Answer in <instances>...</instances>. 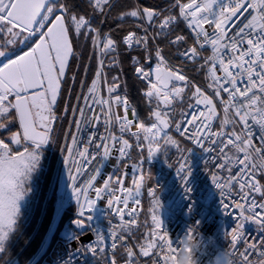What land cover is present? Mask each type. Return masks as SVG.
<instances>
[{
	"label": "snow or ice",
	"instance_id": "snow-or-ice-1",
	"mask_svg": "<svg viewBox=\"0 0 264 264\" xmlns=\"http://www.w3.org/2000/svg\"><path fill=\"white\" fill-rule=\"evenodd\" d=\"M114 7L113 0H0V264L15 261L11 239L19 228L20 201L30 191L43 146L56 143V105L71 60L80 58L81 40L89 45V65L95 57L96 70L88 83L85 68L77 96L83 107L78 103L71 109L76 134L70 130L61 149L76 204L72 229H65V235L77 247H69L59 264H74V253L82 250L103 255L109 249L107 264H117L118 248L125 249L124 264H141V258L176 264L180 239L177 247L170 234L164 235L157 212L162 205L156 190L148 187L151 176L144 165L162 154L167 166L175 168L187 212L195 214L191 193L196 169L185 156L192 150L182 149L177 136L210 145L203 147L209 154L203 165H210L208 175L222 207L237 213V223L224 233L230 236L225 251L233 264H252L251 255L264 264V235L259 243H248L244 231L251 221L264 233V143L254 146L247 131L250 120L264 130V0H165L162 7L130 0L111 17L120 23L105 31L102 26ZM121 47L123 54L142 53L132 55L130 63L143 85V115L121 81ZM170 47L176 51L166 54ZM114 68L119 74L109 78ZM70 78L75 83V74ZM89 127L94 130L82 139L80 133ZM133 148L138 159L132 158ZM173 148L178 157L170 162ZM109 159L117 164L105 173ZM144 189L152 198L150 222L143 221L146 231L135 238ZM105 198L119 218L107 236L90 224V210ZM199 223L190 224L184 234L200 237ZM89 232L94 239L84 244Z\"/></svg>",
	"mask_w": 264,
	"mask_h": 264
},
{
	"label": "built area",
	"instance_id": "built-area-1",
	"mask_svg": "<svg viewBox=\"0 0 264 264\" xmlns=\"http://www.w3.org/2000/svg\"><path fill=\"white\" fill-rule=\"evenodd\" d=\"M78 118L79 117L77 115V119ZM177 119H179V117H177ZM93 130V128L89 127L87 130L80 133L81 138L87 139L88 135ZM239 130L240 129L237 128V131ZM247 131L251 133V140L254 146L259 147L262 143H264V141H262V139H264V130H262L260 125L250 120ZM98 132L100 134L104 133L103 125L99 127ZM172 135H177L174 129L172 131ZM177 138L187 145L186 149L192 150L190 153L185 151V156H189L195 164L196 178L194 181L191 198L193 201H195L196 210L195 214H190L187 212L186 205L188 204V200L184 198V193L179 178L175 175V168H169L164 162V157L162 156L161 160L158 161L159 169H157L155 173V179L160 186L158 198L160 200V204L162 205L161 209L163 212L164 228L169 232L168 233L166 231L164 235L167 237L170 234L174 245L177 247H179L178 241L180 239V256L184 238L189 235L184 233L190 224L194 223L196 220H199L200 223L198 227L201 236L198 237L197 235L191 234L193 237H195L193 241L195 264H226V257L229 256V254L225 251V249L230 248L231 245L229 243L230 236H225L224 233L226 231L230 232L232 227L237 223V213L233 211L231 207L228 209V212H226L222 207V198L219 196L218 190H216L212 185L211 177L208 175L210 171V165L209 167H204L203 165V160L209 155L208 153L203 152V147H210V145L204 144L202 147L194 142L189 141L187 138L178 136ZM169 157L170 162H174L177 159L178 154L176 153L175 149L169 150ZM125 163H131V161H125ZM115 164H117L115 159H109L105 161V173H110L112 171V166ZM211 171H215V169H211ZM71 206H75V210L73 211L72 217L65 223L64 230L61 233L62 238L65 239V250L59 258L50 264H59V260L65 257L69 247H77L76 244H73L74 242L70 244L68 236L65 235V229H72V221L75 218L76 213V204L71 191V182L68 178L66 195L64 196L62 202L61 211ZM132 207H136V205L133 204ZM137 211L141 215L142 200L141 206L139 209H137ZM90 216L91 227L95 229L96 232L103 233L106 236L108 235L110 228L119 223V218L115 215L114 209L108 208L106 198L97 201V205L94 207V209L90 210ZM244 231L247 234L245 239L248 243H251L252 241L259 243L258 237L264 235V233H259L255 223L251 221L245 223ZM92 239H94L93 234L90 240L83 241V243L87 244ZM128 245L133 246L131 239H129ZM243 247L244 245L241 243V251L243 250ZM124 251V248H118L116 250L114 258L116 259L117 264H124L125 258L122 255ZM74 256V264H107V257L112 256V251L109 249V251L103 255H94L91 252L82 250L81 252L74 253ZM213 257H215L214 262ZM251 260L252 264H257L258 256L251 255ZM141 264H151V260H145L141 258Z\"/></svg>",
	"mask_w": 264,
	"mask_h": 264
},
{
	"label": "trees",
	"instance_id": "trees-1",
	"mask_svg": "<svg viewBox=\"0 0 264 264\" xmlns=\"http://www.w3.org/2000/svg\"><path fill=\"white\" fill-rule=\"evenodd\" d=\"M75 2L79 3L80 0H75ZM141 2L144 3L146 6L159 5L162 7L165 0H141ZM114 4L115 7L112 9L110 13V18L102 26L105 31L110 27L115 28L116 25L120 23L118 20L111 19V17L116 16L120 11L125 10L126 7L130 5V0H116ZM99 20L100 17L97 16L96 21L99 22ZM127 23H131V21L126 22L125 27H127ZM180 27L183 28L182 25ZM123 34L124 33L122 32L119 33V35H123ZM184 34L186 35L188 34L187 30H184ZM158 42L161 43V45H163L164 43V41H158ZM189 43H191V40H189ZM77 50L81 53L80 58L79 60L75 58L71 60L70 68L66 74V78L63 83L62 94L56 105V112L59 119L56 120L54 134H56L58 131L59 136L67 130L68 125L71 122V118L74 116L71 109L76 107L78 103L80 107H82L83 105V100L81 99L80 101H77V96L80 95L82 92L81 81L85 80V68L86 67L89 68V71L87 72V76H86V80L88 83H90L91 79L93 78L94 72L96 70L95 57L92 58L91 63L89 65V56L91 55L89 45L83 42V40H81ZM120 51L122 53L121 59L123 61V73L121 74V81L126 82L129 98L138 107L141 114L143 115L145 112L144 101H143V97L141 96V89L143 85L140 83V81L136 79V76L134 74V68L130 63V57L132 55H142V53L131 52L128 54H123L124 53L123 48H121ZM174 52L175 49L170 47L167 50L166 54H171ZM172 60L177 62L178 64L180 63V59H178L176 56H172ZM74 74L76 76L75 83H73L72 79L70 78ZM117 74H119V70L115 68L108 72L109 78ZM193 79L199 81L201 78L200 76L193 75ZM118 83H120V81H118ZM66 108L68 109L67 111H65ZM73 128H74V124L71 123V129L69 127V131L71 130L72 132ZM61 144H62V139H60V141L56 143L55 154H53V156L50 158L51 162L50 165L48 166L47 172L44 175H42V180H41L42 186L37 204L36 205L32 204V208H30V212H28V215L22 222L18 232L16 233V236L14 237V240L11 245V249H12V254L16 259L13 262V264H16V262H18V264H29V262L38 253L41 244L44 241V238L52 224L57 206L58 194H57V186L53 185L51 190H50V186L53 180L57 154L61 147ZM181 148L186 149L187 145L181 144ZM132 156L134 159L138 158L137 149L133 148ZM46 201L47 204L44 210V204ZM74 210L75 208L71 206L69 207V210L64 213L56 231L53 233L51 237L50 245L48 246V249L52 247V245L54 244V242L58 237L59 230L61 229L63 223L72 217ZM43 211L44 213L41 222L38 226ZM32 235L33 237L30 240ZM33 264H40V261L36 260Z\"/></svg>",
	"mask_w": 264,
	"mask_h": 264
},
{
	"label": "rangeland",
	"instance_id": "rangeland-1",
	"mask_svg": "<svg viewBox=\"0 0 264 264\" xmlns=\"http://www.w3.org/2000/svg\"><path fill=\"white\" fill-rule=\"evenodd\" d=\"M175 51H176V49H175ZM177 58L180 59L179 57H177ZM175 63H177V62H175ZM77 115H76L75 118H77ZM73 117L71 118V122L69 123L67 130L63 134H61L59 136L58 135L59 134L58 131H57L56 134L53 133V135L56 137V143L58 141H60V139H62V144H61V147H60V149L58 151V154H57L53 180H52L51 186H50V190H51L53 185L57 186L58 201H57V206H56L55 215H54L52 224H51V226H50V228H49V230H48V232H47V234H46V236L44 238V241L41 244V247H40L38 253L29 262V264H33L36 260H39L40 264H50L54 260L59 258L63 254V252L65 250V239L62 238L61 233L64 230L65 223L69 219L66 220L63 223L61 229L59 230L58 237H57L56 241L54 242V244L52 245V247L50 249H48V246L50 245L51 237H52L53 233L56 231V229H57V227H58V225L60 223V220L62 219L64 213L69 210V208H66L65 210L61 211L62 202H63L64 196L66 195V189H67V184H68V175H67L66 166L64 164V160H63L61 149L63 148L64 137L69 132V127H70V125H71V123H72V121L74 119ZM55 123H56V121H55ZM72 133L75 134V125H74V128L72 129ZM56 143L55 144L49 143V144L43 146V148H42V159L45 160L47 158V156L49 155V153H50V158L53 156V154H55ZM69 143H70V139H69ZM162 156H163L162 154H158L156 158H154L153 160L148 161V162L145 163V165H144V168L146 169L145 174H147L149 172L147 170L151 169L152 166L154 167L155 172L157 171V169H159L158 161L161 160ZM50 158H49V164L45 165L46 167L44 166V173L42 175H44L47 172L48 166L50 165V162H51ZM132 158H133V156H132ZM148 187H151L154 190H156V195L158 196V194L160 192V186L157 185V181L155 179V176L152 175L151 183L148 184ZM146 191H147V189L143 190V192H146ZM143 192H142V195H141V200H142V197H143ZM151 200H152V198L148 195V193H146L145 197H144V205H143V201H142V211H141V215H140L141 227H140L139 231L136 233V237L135 238H141V233L146 231V229L143 227V221L145 219H148L149 222H150V216H149L148 210L152 206L151 205ZM46 204H47V201L44 204V210H45ZM73 207L75 208V206H73ZM28 212H30V211H28ZM157 212H158V214L160 215V217L162 219L163 227H164L162 209L159 208L157 210ZM43 213H44V211L42 212V216H43ZM41 219H42V217H41ZM41 219L39 220L38 226H39V224L41 222ZM38 226H37V228H38ZM33 235L31 236L30 240L32 239ZM131 241L134 243L133 239H131Z\"/></svg>",
	"mask_w": 264,
	"mask_h": 264
},
{
	"label": "crops",
	"instance_id": "crops-1",
	"mask_svg": "<svg viewBox=\"0 0 264 264\" xmlns=\"http://www.w3.org/2000/svg\"><path fill=\"white\" fill-rule=\"evenodd\" d=\"M181 144L186 145L182 141H181ZM144 155L146 156L147 153L145 152ZM49 158H50V153L45 160L41 158L39 167H37V169L31 174V180L29 181L30 191L27 192L26 195L24 196V198L20 201L21 215L19 217V228H20L22 222L24 221V219L26 218V216L28 215V211H30L29 209L32 208V204H35V205L37 204V201L39 199V194L41 191V186H42L41 180H42V174L44 173V166L49 164ZM155 173L156 172L154 170V167L152 166L150 171L146 175H150L152 177V175L155 176ZM150 183H151V179H150L148 184H150ZM157 185H158V183H157ZM146 193H147V191L143 192V197H142L143 205H144V197H145ZM41 217H42V215H41ZM41 217H40V219H41ZM19 228H18V230H19ZM16 233L12 236L11 245H12V242L14 240V237L16 236Z\"/></svg>",
	"mask_w": 264,
	"mask_h": 264
},
{
	"label": "clouds",
	"instance_id": "clouds-1",
	"mask_svg": "<svg viewBox=\"0 0 264 264\" xmlns=\"http://www.w3.org/2000/svg\"><path fill=\"white\" fill-rule=\"evenodd\" d=\"M195 237L191 234L184 238V243L182 245V252L178 257L176 264H195L194 262V252H193V241ZM215 257H213V262ZM226 264H233V259L229 255L226 257Z\"/></svg>",
	"mask_w": 264,
	"mask_h": 264
},
{
	"label": "water",
	"instance_id": "water-1",
	"mask_svg": "<svg viewBox=\"0 0 264 264\" xmlns=\"http://www.w3.org/2000/svg\"><path fill=\"white\" fill-rule=\"evenodd\" d=\"M116 0H114L113 2H115ZM92 238V234L89 232L88 233V235H85L84 237H83V241H87V240H90ZM73 244H75V243H73Z\"/></svg>",
	"mask_w": 264,
	"mask_h": 264
},
{
	"label": "flooded vegetation",
	"instance_id": "flooded-vegetation-1",
	"mask_svg": "<svg viewBox=\"0 0 264 264\" xmlns=\"http://www.w3.org/2000/svg\"><path fill=\"white\" fill-rule=\"evenodd\" d=\"M32 43H35V41H33ZM29 46H31V44ZM24 50H27V49L25 48ZM17 54H19V51L18 50H17Z\"/></svg>",
	"mask_w": 264,
	"mask_h": 264
}]
</instances>
